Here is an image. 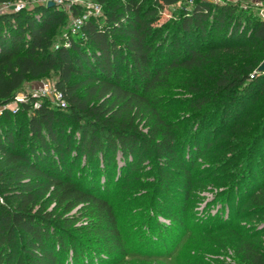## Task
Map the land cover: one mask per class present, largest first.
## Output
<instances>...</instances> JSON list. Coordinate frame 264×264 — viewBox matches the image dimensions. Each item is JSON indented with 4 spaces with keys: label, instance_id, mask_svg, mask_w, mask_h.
Listing matches in <instances>:
<instances>
[{
    "label": "trees",
    "instance_id": "trees-1",
    "mask_svg": "<svg viewBox=\"0 0 264 264\" xmlns=\"http://www.w3.org/2000/svg\"><path fill=\"white\" fill-rule=\"evenodd\" d=\"M99 1L102 14L91 12L68 32V44L62 39L56 46L53 29L64 18L56 5L0 12V104L13 101L28 78L50 71L66 103L29 96L19 110L0 113V264L123 262L130 252L108 198L110 180L116 173L118 180L134 177L149 156L157 161L155 190L162 195L154 208L174 223L165 234L154 223L156 243L172 241L184 222L185 202L171 191L187 199L197 178L221 170L229 211L253 205L264 212V162L256 157L264 151V120L255 151L238 141L231 158L214 155L218 169L196 170L215 151V133L243 128L248 104L264 92V71L255 60L264 47V17L236 1L193 0L175 21L160 22L161 7L178 0ZM72 10L78 15L81 5ZM242 49L252 57L245 65L218 58L206 69L213 57ZM179 66L206 75L205 88L194 89L186 102L197 128L184 135L154 99L164 76ZM81 217L86 221L78 224ZM224 230L232 232V224H210L199 234ZM256 233L238 237L237 264H264Z\"/></svg>",
    "mask_w": 264,
    "mask_h": 264
},
{
    "label": "rangeland",
    "instance_id": "rangeland-1",
    "mask_svg": "<svg viewBox=\"0 0 264 264\" xmlns=\"http://www.w3.org/2000/svg\"><path fill=\"white\" fill-rule=\"evenodd\" d=\"M214 1L221 2L224 0ZM231 1L239 2L244 8L248 7L253 14L264 17V0ZM192 2L193 0H178L164 8L161 7L160 22L167 19L175 21V17L182 7L190 6ZM38 3L44 4L42 0H9L0 3V12L18 10ZM18 4H21L20 8H17ZM53 4L64 12L63 21L55 25L53 29V46H56L62 39H69L68 32L71 31L74 19L77 16L73 14V5H81L79 14H85L86 16L91 13L92 5L99 7V12L96 15L102 14L104 6L99 0H64L63 2L54 0ZM66 36L68 37L66 38ZM259 50L260 54L255 59L259 60L258 65L264 59V47H260ZM218 56L213 57L212 64L207 66V70L220 62L218 58H222V62L234 63L240 67L250 59L252 60V57L248 56L243 49L233 53L219 54ZM56 77L57 74L50 71L38 77L28 78L17 91L13 101L6 105L0 104V113L4 109L11 112L19 110L20 103L26 101L29 96L47 97L53 104L62 106L53 94ZM205 77L206 75L201 70L184 66L175 67L164 76L162 83L156 90L154 99L158 108L166 110L167 118L176 123V129L181 135H184L188 130L195 131L197 128V120L194 113H191L186 107V102L194 89L200 88L203 90L205 88ZM19 98L23 99L19 100ZM245 116L247 123L238 131L228 130L219 135L215 133L217 137L216 145L213 147L215 151L212 149L208 153L209 156L199 159L196 170L202 169L205 173L210 174L211 169L212 171L218 169L213 168L215 165L214 155H220L222 159L231 158L233 155L231 152L236 150L233 145L237 144L238 141L247 143L252 151H255L257 146H261V141L257 139L256 134L260 123L264 120V92L258 94L248 104ZM139 127L143 131H147V126L143 120L139 123ZM197 134L196 136L199 137L202 135L199 132ZM256 152V157L261 155L260 160L264 162L263 149H258ZM156 165L157 161L149 156L139 167V171L135 173L134 177L125 181L122 174L118 180L116 173L110 180L108 198L115 207L118 224L125 245L130 252L119 264H146V262L147 264H237L238 254L235 247L239 236L257 232V240L264 245V212L253 205H247L241 212L236 209L228 210L226 195L229 188L227 180L223 178V170L217 171V174H210L208 178H197L196 180L199 181L193 184L190 196L187 199L179 190L171 191L173 192V198L180 200V204L185 202V213L184 216L182 215L184 222L178 227L175 226V234H170L173 238L172 241L154 242L153 240L158 238L160 233L158 227H154L156 221L161 224L163 229L161 233L163 234H165L167 225L174 224L168 216L162 212H156L154 208L155 204L161 203L162 196L155 190ZM0 202H4L2 195H0ZM70 212L77 214V207ZM151 215L154 216L155 220L149 218ZM85 221V218L81 217L77 223ZM223 221L232 224V232L224 230L214 234H199L208 225ZM183 244H186V247ZM141 254H145L147 260L141 257Z\"/></svg>",
    "mask_w": 264,
    "mask_h": 264
},
{
    "label": "built area",
    "instance_id": "built-area-1",
    "mask_svg": "<svg viewBox=\"0 0 264 264\" xmlns=\"http://www.w3.org/2000/svg\"><path fill=\"white\" fill-rule=\"evenodd\" d=\"M49 1H54V0H42V2H43L44 4H48ZM55 1L63 2L64 0H55ZM20 7H21V4H18V5H17V8H20ZM91 12H93L94 14L98 13V12H99V7H98L97 5H92V6H91ZM87 16H88V15H87ZM87 16H86L85 14H78V15L76 16V18L74 19L73 27L71 28V31H72V32H75L77 29H79L80 26H81V24H82V22H83V20H84L85 18H87ZM67 37H68V36H66V38H67ZM65 43H66V44L69 43V39H68V38L65 40ZM53 94H54L55 98L59 101V103H60L62 106H64V105H65V100H64V98H63V96H62V93H61L59 90H57L56 88H54V90H53ZM22 99H23V98H19V100H22Z\"/></svg>",
    "mask_w": 264,
    "mask_h": 264
},
{
    "label": "water",
    "instance_id": "water-1",
    "mask_svg": "<svg viewBox=\"0 0 264 264\" xmlns=\"http://www.w3.org/2000/svg\"><path fill=\"white\" fill-rule=\"evenodd\" d=\"M48 4H49V5H52V4H53V1H49ZM257 70H258V71H264V59H263V60L261 61V63L258 65Z\"/></svg>",
    "mask_w": 264,
    "mask_h": 264
}]
</instances>
